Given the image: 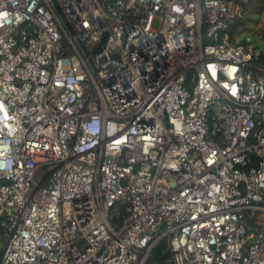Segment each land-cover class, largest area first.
<instances>
[{"label":"built area","instance_id":"1","mask_svg":"<svg viewBox=\"0 0 264 264\" xmlns=\"http://www.w3.org/2000/svg\"><path fill=\"white\" fill-rule=\"evenodd\" d=\"M248 1L0 0V264H264Z\"/></svg>","mask_w":264,"mask_h":264},{"label":"trees","instance_id":"2","mask_svg":"<svg viewBox=\"0 0 264 264\" xmlns=\"http://www.w3.org/2000/svg\"><path fill=\"white\" fill-rule=\"evenodd\" d=\"M244 25L243 20L237 19L234 21L232 26L230 27L229 33L230 34H238L240 28ZM242 44H252L255 49L258 50V56L257 58L253 59L251 62V67L256 69H264V35L262 38V41L257 40L255 37L252 39L249 38L247 40V36H244L241 39ZM167 240H162L160 243H158L150 252L149 258L146 260L145 264H167L169 259V254L167 252Z\"/></svg>","mask_w":264,"mask_h":264},{"label":"rangeland","instance_id":"3","mask_svg":"<svg viewBox=\"0 0 264 264\" xmlns=\"http://www.w3.org/2000/svg\"><path fill=\"white\" fill-rule=\"evenodd\" d=\"M244 25L240 28L238 38L241 40L244 36L255 37L262 41L264 35V0H249L243 7V16L241 18Z\"/></svg>","mask_w":264,"mask_h":264},{"label":"water","instance_id":"4","mask_svg":"<svg viewBox=\"0 0 264 264\" xmlns=\"http://www.w3.org/2000/svg\"><path fill=\"white\" fill-rule=\"evenodd\" d=\"M54 4H55V8H56V12H57V14H58L59 17L61 18V20L64 22V24L66 25V27L68 28L70 34H71V35H75V30H73L72 27H71V26L69 25V23L67 22L65 16H64L63 13H62L61 8L57 5L56 2H54ZM78 43H79V46H80V48H81L83 54H84L85 56H89V52H88V50L86 49V47L83 45V43H81L80 41H79ZM89 63H90V65H91V67L93 68L94 65H93V62H92L91 59L89 60Z\"/></svg>","mask_w":264,"mask_h":264}]
</instances>
